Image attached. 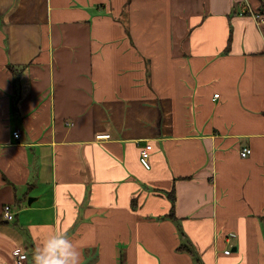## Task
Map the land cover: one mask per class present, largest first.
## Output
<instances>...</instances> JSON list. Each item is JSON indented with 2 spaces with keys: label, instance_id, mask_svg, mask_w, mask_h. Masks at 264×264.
<instances>
[{
  "label": "crops",
  "instance_id": "crops-1",
  "mask_svg": "<svg viewBox=\"0 0 264 264\" xmlns=\"http://www.w3.org/2000/svg\"><path fill=\"white\" fill-rule=\"evenodd\" d=\"M256 14L264 0H0V264H33L50 229L81 264H264Z\"/></svg>",
  "mask_w": 264,
  "mask_h": 264
},
{
  "label": "clouds",
  "instance_id": "clouds-1",
  "mask_svg": "<svg viewBox=\"0 0 264 264\" xmlns=\"http://www.w3.org/2000/svg\"><path fill=\"white\" fill-rule=\"evenodd\" d=\"M82 247L66 232L50 229L33 254V264H81Z\"/></svg>",
  "mask_w": 264,
  "mask_h": 264
},
{
  "label": "built area",
  "instance_id": "built-area-1",
  "mask_svg": "<svg viewBox=\"0 0 264 264\" xmlns=\"http://www.w3.org/2000/svg\"><path fill=\"white\" fill-rule=\"evenodd\" d=\"M255 18L258 19V21L260 23L264 24V16L262 15H255ZM217 96V94H215L214 98ZM13 136L15 137H19V133L18 131L13 132ZM109 134H102L97 136V139H105L108 138ZM152 150V145H150L149 143L145 144V147L140 151L139 154V160L141 165L145 168V169H149L151 166L149 157H150V153ZM250 150L248 148L242 150V152L240 153L241 157H246L247 154H249ZM3 211H2V218L6 221H12L14 219V212L12 211V207L9 204H4L3 206ZM225 254H229L230 250L226 249L224 251ZM14 257L16 258V263L17 264H26V259H27V255L22 251V250H16L13 252Z\"/></svg>",
  "mask_w": 264,
  "mask_h": 264
},
{
  "label": "water",
  "instance_id": "water-1",
  "mask_svg": "<svg viewBox=\"0 0 264 264\" xmlns=\"http://www.w3.org/2000/svg\"><path fill=\"white\" fill-rule=\"evenodd\" d=\"M31 202H32V199L29 198L27 203H28V204H31Z\"/></svg>",
  "mask_w": 264,
  "mask_h": 264
},
{
  "label": "trees",
  "instance_id": "trees-1",
  "mask_svg": "<svg viewBox=\"0 0 264 264\" xmlns=\"http://www.w3.org/2000/svg\"><path fill=\"white\" fill-rule=\"evenodd\" d=\"M170 216L174 217V216H173V213H171Z\"/></svg>",
  "mask_w": 264,
  "mask_h": 264
}]
</instances>
